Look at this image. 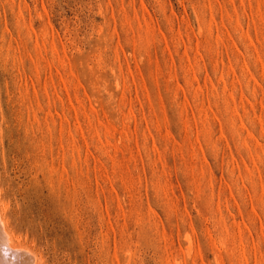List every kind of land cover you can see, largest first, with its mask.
I'll return each instance as SVG.
<instances>
[{
  "label": "rangeland",
  "instance_id": "1",
  "mask_svg": "<svg viewBox=\"0 0 264 264\" xmlns=\"http://www.w3.org/2000/svg\"><path fill=\"white\" fill-rule=\"evenodd\" d=\"M0 207L39 264H264V0H0Z\"/></svg>",
  "mask_w": 264,
  "mask_h": 264
},
{
  "label": "bare ground",
  "instance_id": "2",
  "mask_svg": "<svg viewBox=\"0 0 264 264\" xmlns=\"http://www.w3.org/2000/svg\"><path fill=\"white\" fill-rule=\"evenodd\" d=\"M0 264H39L32 253H30L27 250L20 249L16 247V245H14L6 229L5 221L1 213V207H0Z\"/></svg>",
  "mask_w": 264,
  "mask_h": 264
}]
</instances>
